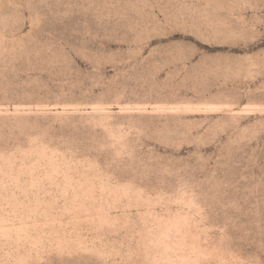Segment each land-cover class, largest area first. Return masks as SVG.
Instances as JSON below:
<instances>
[{"label": "rangeland", "instance_id": "1", "mask_svg": "<svg viewBox=\"0 0 264 264\" xmlns=\"http://www.w3.org/2000/svg\"><path fill=\"white\" fill-rule=\"evenodd\" d=\"M0 264H264V0H0Z\"/></svg>", "mask_w": 264, "mask_h": 264}]
</instances>
